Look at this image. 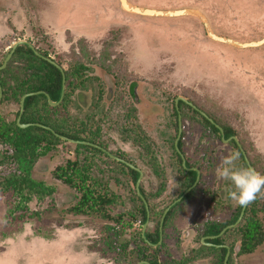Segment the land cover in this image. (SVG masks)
<instances>
[{
  "label": "rangeland",
  "instance_id": "1",
  "mask_svg": "<svg viewBox=\"0 0 264 264\" xmlns=\"http://www.w3.org/2000/svg\"><path fill=\"white\" fill-rule=\"evenodd\" d=\"M20 1L24 0L1 1L0 22L13 20L18 25V36L11 35L9 29L0 30V64L15 39L21 35L26 40L33 39L35 15L29 8L15 10ZM128 1L149 10H199L219 36L244 43L264 39V0ZM63 3L64 0H54L51 8L58 13ZM5 8H9V14ZM46 8L44 3L37 4L38 19L47 12ZM62 8L64 17L66 13L68 18L77 15L85 27L70 20L69 28L83 27L82 34L67 31L66 38L61 39L52 31L48 37L57 41L54 57L66 70L74 66L84 69L81 78L72 80L71 88H67L68 106L64 110L58 107L56 114L60 120L64 116L71 122L86 120L82 138L92 136L91 130L98 126V141L104 148L137 161L147 174L143 180L147 192L159 187V179L153 177L155 171L148 163L150 156L140 161L138 148L123 143L118 133L127 118L132 120L135 109L128 91L131 82H142L146 87L145 98L138 106L149 123L146 127L149 139L156 146L153 152L157 170L160 157L165 161L166 174L177 172L167 163L173 156L170 146L176 134L172 105L174 98L182 96L221 125L231 127L255 170L264 173V45L236 49L211 40L196 18L131 15L120 9L118 0H66ZM105 73L117 86L112 103L106 100ZM80 96L85 98L79 101ZM18 111V100L0 106V264H136L125 248L129 252L136 246L143 224L138 213L140 203L134 200L135 187L129 177H118L120 167L102 160L100 154L96 155L92 172L82 175L88 178L81 179V175L70 170L61 175L68 162L75 160L78 145L64 140L46 156L30 157V152H20L21 160L19 152L6 141L11 133L5 125L16 121ZM138 118L141 121L140 115ZM188 119L183 129L186 137H191L193 149L199 144L202 127L196 116L188 114ZM200 141L207 143L208 139ZM210 142L220 152L217 167L225 156L236 153L232 145H222L217 138H211ZM235 163L240 166L238 160ZM98 165L106 169L104 174L98 172ZM67 178L73 179L74 184H67ZM174 178L171 176V180ZM210 178L221 186L224 213L227 219L232 218L240 206L225 194L230 181L218 177L216 172L210 173ZM106 183L111 190L108 195L100 187ZM172 186L176 187L175 182L170 187L174 194L176 188ZM202 187L177 210L171 223L176 231H168L166 235L164 250L177 260L186 258L191 249L198 247L196 224L204 216L207 204L202 191L211 190ZM100 195L112 203H100ZM253 204L252 221L243 227L252 230L255 244L242 251L240 234L230 236V264H264V192L257 195ZM190 230L192 237L184 240L182 236Z\"/></svg>",
  "mask_w": 264,
  "mask_h": 264
},
{
  "label": "flooded vegetation",
  "instance_id": "2",
  "mask_svg": "<svg viewBox=\"0 0 264 264\" xmlns=\"http://www.w3.org/2000/svg\"><path fill=\"white\" fill-rule=\"evenodd\" d=\"M1 1L3 0H0V5L2 4ZM36 2L37 4L44 3L45 6L47 5L46 10L44 11L47 12L44 14V16H42L39 19L37 18L36 15V11H37L36 9L37 4H35ZM53 2L54 0H24L23 3H21V1L18 2L17 6L15 7V10L24 11V9L29 8L30 12L35 15L34 23H33V27L35 28L32 29L34 30L33 39L26 40L24 35L23 36L21 35L19 38L15 39L14 42L12 43L13 46H10L8 48L9 53L7 54L4 62L0 64V68H2L3 65L5 64L6 66L0 69V71H4L8 68V66H11L12 68H15L14 76H16L17 78L21 74L22 69L29 65L30 66L34 65L36 67L37 65H43L45 68H47L48 65H51L57 68L58 70H60L62 74V86H61L60 98L62 92H64L63 99L60 103H58L60 98L57 102H53L50 98V95L45 91H38V92L24 94L21 97V100L25 95H30L35 93L33 96L36 95L46 96L48 103H49V99L53 103H58L55 106H52L49 103L52 107L63 108L61 106L63 104L64 97L68 88L67 87L68 82H71L75 78L76 79L79 77L81 78L84 67L74 66L71 70L68 69L66 70L63 67L62 63H60L59 60H57L54 57V54L57 51L56 48L57 41L54 39H50L48 36L52 34V31L54 32L55 37L58 39H61L63 37L66 38L67 31H70L71 33L73 32L75 35H80L82 34L81 32L83 31L82 29L83 27L76 28L75 26V28L72 29L69 28V24L67 22L71 20L70 22H74L75 25L78 26L84 25V22L77 20L76 18L77 15L72 18H68L66 13L65 17L63 16L62 7L66 3V0H64V3L61 6L60 11L58 13H56L55 8L54 9L53 7L51 8ZM1 8H3V6H1ZM5 9H7V11L9 10V8H5ZM2 12H3L2 15H4L5 12L4 11ZM0 17L2 18V16ZM9 21L12 22L9 24L8 23ZM17 26L18 25L13 20L10 19H7L5 24L4 22H0V30L9 29L11 32H13L11 34L13 36L14 35L18 36L16 34ZM76 40H77L76 42H78V39ZM76 70L77 72L73 73V71ZM28 72L30 73V77L32 75V77L34 78L31 71ZM67 73H69L68 78H67ZM63 74L65 75V85L63 84V79H64ZM105 74L107 75V77L103 78V80L107 88L106 100L109 103H112L114 98L116 97L117 86L113 78L109 74L107 73ZM11 78L14 77L12 76ZM11 78L8 80H11ZM14 83L15 82L13 81L12 85ZM63 85L65 86L64 90H63ZM17 86L18 84L16 85V87ZM145 88L146 87L142 84V82L130 83L128 91H129L130 99L132 100L135 109L133 110V116L131 117L132 120L127 118V120L124 123V126L118 130V133H119V138H121L123 143L131 144L133 147L138 148V150L141 153L144 152V155H142L141 153L139 154L140 161L142 160L146 161L145 160L147 158L146 156L149 155L151 159L149 158L148 162L154 163L156 168L157 157L156 154H154L153 152V149L156 146H154V142L150 140L151 136L149 135V131L146 128L149 123L145 118H143V115H141V110L138 106L140 105L143 98H145L144 97ZM0 89L3 92L1 84H0ZM3 96H4V92H3ZM28 97H32V95ZM84 98L85 96L84 97L80 96L79 101L80 99L83 100ZM21 100L19 102V111L17 112L18 113L17 119L21 111ZM1 104H3V97L0 101V106ZM85 108H88V106H83V109ZM194 112H198L201 116H203L200 112H204V111L198 108L189 98L186 97L184 98L182 96H178L174 98V103L172 105V117H173L172 122L175 125L176 134L172 138V141L173 139L174 141L171 143L170 147L172 151L173 148L176 150L177 154L179 155V158L173 155L167 164L171 169H176L177 172L174 175H171L175 177L174 180H171V176L166 174L165 161L159 157V169L158 170L156 169L157 170V172H155L156 175H153V177H158L159 187L156 188L155 191L153 192H147V190L144 188L146 182H144L143 180L145 175L147 174L144 173L143 169L139 167L137 161L132 160L131 158L127 157L125 154H121L120 156L114 154L110 152L108 149L104 148V145L99 143L98 140L100 135V131H99L100 129L98 128V126H96L93 130H91L92 136L89 135V137L87 138L90 139V141H82V140L78 141L65 137L67 138V140H72L77 142L74 144L85 145L98 150L99 154L102 155V160L110 161L116 164L117 166H123L124 168L123 169L120 168L119 170L120 172H116L117 174L120 173L117 175L118 177L120 176L129 177L130 182H132V174L128 173L127 171L132 169L138 173L137 182L135 184L134 182L132 183L134 184L135 187L134 190L135 195L136 197L139 198L136 199L135 201H138L140 203V206L142 207V208L139 207V210L140 211L144 210V213L138 212L141 215V223L143 224V230L141 236L139 237V240L137 241L136 246H132L129 252H128V247L125 248L126 253L129 254L130 257L133 258L135 261H137L136 264H206V261H208L209 264H217V262L219 261L222 255V250L227 251L223 260V264H229V260L232 255H231V248L228 245V238L232 235L237 236L239 234H240V239L242 238L241 235L242 227H240V225L242 224V221L245 217L246 210L249 204L246 206L245 209L244 206H240L238 208V211L234 214V216L230 219H227L226 214L224 213L226 209L224 205L225 202L224 200L223 202H221L220 200V193H221L220 191L222 190L221 186L218 187L214 179L212 178L209 179L210 175L208 176L206 175L207 171L204 169L202 162L196 163L199 160H203V161L207 160L206 158L202 157L203 155L202 151L204 149H210V151L212 149H215L216 151L212 155V159H211L214 162V165L212 166V169H210L211 173H215L217 167L216 164L218 160H220V156L219 158H217L218 155H220V152L219 150H217L216 144L210 142V139L217 138L218 142H220L222 145H231V142L234 141L232 138L236 136L226 138L223 127L216 124L215 120L204 112L206 115L209 116V118L213 121V123H211L207 118L206 119L211 124H213L218 130L219 128L217 126H219L222 129L223 134L219 130V132L216 135L214 134L209 135L206 130L207 128H205V126L203 127L199 122L196 121L197 124L202 127V134H201L202 136H200L199 139L201 140L202 138H207L208 141L207 143L202 141L201 144L199 140V144L192 149L190 147L191 137H186V132L183 129V123L190 121V119H188V114H192L196 116ZM23 113H24V108H23ZM138 115L141 116L142 118L141 121L139 120ZM135 118H137V120ZM197 119L198 117L196 116V120ZM73 122H78L80 124V123H86V120L81 119V120H75ZM192 122L193 121H191V123ZM22 125H29V124H22ZM38 125L40 124H33L32 126L39 127ZM43 127H45L44 129L50 128L47 126H43ZM164 134H166V132H164ZM59 139L62 140L61 138ZM180 143L182 144L184 151L180 150L179 147ZM243 160L245 161L244 157ZM238 161L240 162V158H238ZM194 173H196V178L193 184H191V179L193 178ZM174 182L176 187L172 186V188L174 187L176 188V190H174V194H172L173 190L170 187L171 184ZM126 185H128V183ZM152 185H154V183ZM204 185L206 186V189H211V190H209L208 193L206 192L208 190L202 191V193H204V195L206 196L207 204L205 206L204 216L196 224V226H198L199 228L198 229L199 238L198 240L196 239L198 247L191 249L190 253L186 258L177 260L176 258L172 257L170 253L164 250L166 235L168 234V231L169 232L176 231V227L173 225L171 226V223L174 217L176 216L177 210L180 209L181 206H183L186 202H188V200L193 196V194L196 191H198L200 188H203L202 186ZM158 197H159V206H158ZM164 202H166L167 204L166 207H164L165 206ZM239 211L240 214L237 220L235 221L233 218L237 215ZM243 211H244V215L239 222V219ZM219 229L221 231L219 233H215ZM229 231H234V232L228 234ZM190 237H192V230L188 231L186 234L182 236L184 240H188ZM203 248H206L208 250H203Z\"/></svg>",
  "mask_w": 264,
  "mask_h": 264
},
{
  "label": "trees",
  "instance_id": "3",
  "mask_svg": "<svg viewBox=\"0 0 264 264\" xmlns=\"http://www.w3.org/2000/svg\"><path fill=\"white\" fill-rule=\"evenodd\" d=\"M14 69L15 68L8 66L6 70L0 71V84L4 92L3 103L6 101H12V100L13 101L18 100V102H20L21 97L24 94L38 92V91L47 92L50 95V98L53 102H57L59 100L60 94H61V86H62V74L60 70H58L57 68L51 65H48L47 68H45L43 65H37V67L34 65L32 66L29 65L23 68L21 74L16 78V76H14L15 74ZM28 71H31L34 78L32 77V75L30 77V73ZM74 72H77V70L73 71V73ZM68 75L69 73H67V78H68ZM12 76L16 79L11 78ZM10 78L11 80H8ZM13 81L15 83L12 85ZM17 84L18 86L16 87ZM71 85H72V82H68L67 84L68 89L71 88ZM68 89L66 91L64 101L61 106L63 108L59 107V109L64 110L68 106V102L70 98ZM57 110H58V107H52L48 103V100L46 96L44 95H36V96L28 97L25 101L24 113L21 119V124H40V125L52 128L55 131V133L60 136H64L69 139L78 140V141H81V140L90 141V139L82 138L81 136L85 132L84 129L86 128L87 124L85 125V123L79 124L78 122H71L68 120V117L66 118L65 116L63 117V119L61 118L60 120L56 114ZM194 114L198 117V121L200 122V124L203 127L205 126V128H207L206 130L209 135H213V134L216 135L219 132V130L213 124H211L206 118L201 116L198 112H194ZM215 122L219 126L223 127L226 138L237 136L236 132L231 127L223 126L217 120H215ZM5 125H7L8 133H11V137H6V141L15 150L19 152L20 156H21L20 152L21 153L30 152V155L28 154L30 157L32 155L46 156L48 153H50L53 146L57 145L58 143H61V140L57 136L53 135L50 131L44 128L32 126L27 129H22L17 125L16 121L12 123L6 122ZM200 143H202V141H200ZM231 145L234 147L236 153H238V156L240 158V163H241L240 166L248 167L245 161L243 160L242 154L237 144L234 141H232ZM40 146H42V149H44L43 152H42V149L38 150V147ZM76 147L77 149L74 152L75 160L68 162V166L66 170L64 171V169H62L63 172L61 175L67 173L69 170L77 172L79 174V177L80 175L86 176L90 174V172H92V169L95 166L96 155L99 154V151L92 147L85 146V145H76ZM179 147H180V150L184 151V148L181 143ZM215 151H216L215 149H212L211 151L210 149H204L202 151V154H203L202 157L206 158L207 160L206 161L199 160L196 162V163L198 162L203 163L202 165L204 169L207 171L206 172L207 176L210 175L211 173L210 169H212V166L214 165V162L211 159ZM244 151L247 155V158L249 159L248 153L246 152L245 149ZM173 155L179 158V155L177 154L174 148H173ZM21 160H23V156H21ZM249 161L252 167L254 168V164L252 163V161L250 159ZM148 163L151 164V166L153 167L152 169H154V171L157 172L154 163L152 162H148ZM98 167H99L98 172L100 174H104L105 173L104 171L106 169L104 167L101 168V165H98ZM118 167L122 169L124 168L123 166H118ZM118 167L116 169H118ZM127 172L132 174V182H134L135 184L138 180V173L132 169L128 170ZM83 176L80 178L81 179L88 178V177H83ZM195 178H196V173L193 174V178L191 179V184H193V182L195 181ZM94 181L95 183H99L95 179ZM65 182L69 185L74 184V180L71 178L65 179ZM100 187H104L103 190L106 192L107 195L111 191L108 183L101 184ZM133 193L135 195V191H133ZM98 199L100 200V203L102 204L112 203L110 199L106 198V196L100 195L98 196ZM136 199H139V198L136 197L135 195L134 200ZM253 202L254 200L249 203V206L246 210L245 217L242 221V224L240 225V227H242V233H241L242 251H246L249 247L255 244V237L252 234V230L248 228L247 226L243 227L246 222L250 223L252 221L253 209H250V208H252V206L254 205ZM138 212L144 213V210L140 211L138 209ZM239 214H240V211L233 218L235 221L237 220ZM220 231L221 230L219 229L215 233H219ZM234 231H229L228 234H231ZM203 250H208V249L203 248ZM226 252H227L226 250H222V255L219 261L217 262V264H223V260L226 255ZM230 261H231V258L229 260V264H230Z\"/></svg>",
  "mask_w": 264,
  "mask_h": 264
},
{
  "label": "water",
  "instance_id": "4",
  "mask_svg": "<svg viewBox=\"0 0 264 264\" xmlns=\"http://www.w3.org/2000/svg\"><path fill=\"white\" fill-rule=\"evenodd\" d=\"M118 1H119V7H120V9L123 12H127V13H129L131 15H137V16H141V17H152V18H177V17H193V18H196V19L200 20V22L203 24V26L205 28V31H206V34H207V36L211 40H213L215 42L223 43L225 45L231 46V47L236 48V49L258 48V47H261V46L264 45V39L261 40V41H258V42H248V43H244V42L236 41V40H234L232 38H229V37L219 36L218 34H216V32L214 31V29L212 28V25L209 22L208 18L202 12H200L199 10H195V9H182V10H177V11H157V10H149V9H145V8H140V7H138V6L134 5V4H131L128 0H118ZM8 59H10V58H8ZM5 66H6V64L3 65V67H5ZM2 68H0V69H2ZM63 77H64L63 84L65 85V75L64 74H63ZM64 85H63V90L65 89V86ZM34 94H30V95L33 96ZM36 94H38V93H36ZM30 95H25L22 98V100H21V111H20V115H19V117L17 119V124L22 129H26V128H28V127H30V126L33 125V124H29V125H22V124H20L21 117H22V114H23V108H24L25 99L28 96H30ZM63 95H64V92H62L61 98H60V100H59L58 103H60L62 101ZM2 97H3V92L0 89V101H1ZM49 103L52 106H55V105L58 104V103H53L50 99H49ZM200 113L205 118H207L211 123H213V121L211 119H209L208 116L204 112H200ZM38 126L39 127H43L41 125H38ZM217 127L219 128V130L223 134L222 129L219 126H217ZM43 128H45V127H43ZM46 129L49 130L53 135L61 138L62 140H65V141H68V142H71V143H77L75 141L67 140V138L61 137V136L57 135L50 128H46ZM232 139L235 141V143L237 144L238 148L240 149L241 154L243 155V157L245 159V162L247 163L248 167L253 168L251 166L248 158H247V155H246L245 151L243 150L241 144L239 143V140L236 137H233ZM247 205L244 206V209L246 208ZM244 211L241 214V217L239 219V222H240V220L242 219V217L244 215Z\"/></svg>",
  "mask_w": 264,
  "mask_h": 264
},
{
  "label": "clouds",
  "instance_id": "5",
  "mask_svg": "<svg viewBox=\"0 0 264 264\" xmlns=\"http://www.w3.org/2000/svg\"><path fill=\"white\" fill-rule=\"evenodd\" d=\"M238 153L225 156L216 169L218 177L230 181L226 196L239 206L252 202L258 194L264 192V173L251 167L236 166Z\"/></svg>",
  "mask_w": 264,
  "mask_h": 264
}]
</instances>
